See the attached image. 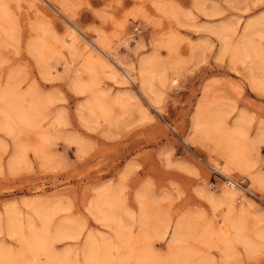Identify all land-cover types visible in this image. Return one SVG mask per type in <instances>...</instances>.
<instances>
[{
    "label": "rangeland",
    "instance_id": "rangeland-1",
    "mask_svg": "<svg viewBox=\"0 0 264 264\" xmlns=\"http://www.w3.org/2000/svg\"><path fill=\"white\" fill-rule=\"evenodd\" d=\"M248 27L252 46L264 53V0H0V93L22 95V107L36 104L44 117L43 137L28 134L20 154L16 135L0 128V250L19 257L20 239L46 212L52 230L80 233L53 239L56 252L83 264L90 238L109 244L110 264H120L128 250L118 248L114 227L92 208L106 195L133 253L153 251L144 264H173L166 258L178 252L191 264H264V181L250 177L264 176V70L252 56L233 55ZM146 57L163 75L150 96L140 80ZM90 75L108 103L123 102L111 121L89 111L91 92L76 85ZM200 105L222 118L227 132L243 119L249 172L228 166L215 140L193 129ZM228 175L238 192L216 204ZM9 210L20 222L18 235L8 232ZM225 214L256 249L239 241L223 253ZM180 222L183 235L173 245ZM29 257L22 256L25 264H46L43 255Z\"/></svg>",
    "mask_w": 264,
    "mask_h": 264
},
{
    "label": "bare ground",
    "instance_id": "bare-ground-1",
    "mask_svg": "<svg viewBox=\"0 0 264 264\" xmlns=\"http://www.w3.org/2000/svg\"><path fill=\"white\" fill-rule=\"evenodd\" d=\"M233 55L235 58L238 59V61L241 60V58L239 57H242L244 55L252 56V58L255 59L258 63L256 67L264 70V53L252 46L249 27L248 30L245 32V35L243 36L242 40L235 46V49H233ZM37 56L42 58V55L39 52L37 53ZM87 66L89 67L88 63ZM89 69L91 70V68ZM158 70H160V68L158 63L154 60V57H146L141 60L140 63V74L142 77L140 79L141 87L146 93L149 94V96L150 94H155V88L153 85L154 78L156 76H160V77L163 76L161 72H158ZM252 70L254 69H250L248 71V75L253 80H256L255 79L256 77L254 76ZM127 73L128 75L133 76L130 70H127ZM94 77L97 78L96 75ZM85 78L79 76V78H77L78 83L76 82L77 83L76 85L78 86V88L82 89V92L83 91L91 92L92 97L88 102V108L90 109L89 111H91V113L95 117L100 116L106 120L111 121L113 118H115V113H117L116 106L119 107V105L121 104L123 105V102L120 99H118L117 101H115V103H112L113 105L108 103L103 98L104 94H102V91L98 89V87H100L99 86L100 82L97 81V79L93 78L92 76L89 77L90 79H85ZM22 99H23L22 95L21 96L17 95L16 97L12 98L8 94V91H3L2 93H0V128L7 131L8 133H12L16 135L17 138L16 151L18 154L24 152L25 146L27 144L28 134L30 133L34 135L38 134L39 136L43 137V133L39 131L40 125L44 118L42 116V113L40 112V110H38L37 108L38 106L36 104L35 105L32 104L33 106L30 105L31 107L28 109H24L22 107ZM152 100L153 103L156 102L154 97ZM121 111L123 112V110ZM144 112L148 113L147 110H145ZM116 118L118 120L121 119L119 116H117ZM221 119L216 118V116L213 115V112L211 110L206 109L204 105H200L198 106L195 114L192 116V127L196 132L202 134V136L208 137V139L211 138L212 140H215L216 145L221 148L222 155L226 159L228 166L233 165L249 172L252 165L245 159L246 155L244 154L246 138H245V131L241 126L243 119H241L238 124L236 123L232 131L230 130L231 132L224 131L225 128L221 130V127H223L222 126L223 123ZM215 131L216 133H214ZM18 158L19 155H16L14 157V161L12 162L11 167L15 164V162L18 161ZM226 170H228V168L224 167L223 172L227 174ZM250 177L253 181L257 183H262L264 181V176H262V174H260L259 172L250 174ZM228 178L231 179V181L228 183L229 188H227L223 192L221 199L215 200L216 197L213 198L214 203L219 204V202L222 201L232 202L230 200H232L233 196L236 195V193L238 192L237 190L238 188L236 187L238 185V181L232 179L230 175H228ZM109 201L110 199H108L106 195H103L99 201L98 200L94 201V203L92 204V208L98 213L103 214V218H105V220H108L110 222V226L114 227L117 241L119 243L118 248L128 250L125 253L126 255H123L121 257L120 264H122V262L125 259L127 260L132 258H134V260L136 261L135 263L144 264L149 259L155 256L153 255V253H151L153 251L150 252V250H148L149 248H147V250L144 249L140 253H133L132 249L135 248L130 245L131 242L129 243L127 237L125 236L124 225L118 219V217L116 218V215L114 214L113 211L114 205ZM7 217L9 219L7 225L9 234L11 236L18 235L21 230L19 220L15 217L12 210L7 211ZM49 217L50 215L48 216V213L41 212V218H42L41 226L38 227L34 223L32 224L30 223L31 225L29 228L30 229L29 235L24 239H20L21 246L23 249H21L19 257L18 255H14L13 253H10L9 250L7 249H1L0 264H25L28 260L22 259V256L24 258L26 254L30 255L29 257L30 261H36V260L38 261L40 256L43 255L46 258V264H78L75 261L70 260V258L68 257V253H69L68 251L63 253L56 252L53 249V239L61 240L64 238H74L75 236L80 234L79 231L77 230L76 232L73 229H71V227L63 226V225L57 226L52 230L50 227ZM232 220L233 219H231L229 214H225L223 217L222 223L225 225L226 230H222L221 232H219L220 233L219 238L222 244L223 253L226 256L232 254L234 250L233 244L239 241H241V243L242 242L244 243V246L248 252H252L258 246L252 243L250 240L245 239L246 237L244 238V236H241L238 233V231L241 228H239L238 224L235 223L236 220L235 221ZM242 224H243V220H242ZM182 235H183V222H180L178 225H175L173 229L172 244L177 245ZM260 236L261 238H264V234H261ZM176 241L177 243H174ZM111 249L112 248L109 244L98 246L89 238L84 245V249L82 250L83 264H110L109 255ZM190 257L191 256H188L185 253L178 252L168 256L166 260H168L169 263H173V264L174 263L191 264L192 260L190 259Z\"/></svg>",
    "mask_w": 264,
    "mask_h": 264
}]
</instances>
